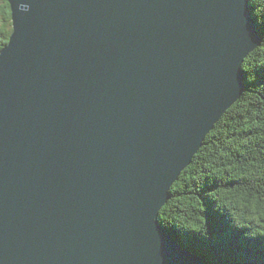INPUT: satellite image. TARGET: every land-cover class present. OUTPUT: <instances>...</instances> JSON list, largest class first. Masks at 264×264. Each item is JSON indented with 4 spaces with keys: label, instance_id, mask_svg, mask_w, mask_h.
<instances>
[{
    "label": "water",
    "instance_id": "95a60500",
    "mask_svg": "<svg viewBox=\"0 0 264 264\" xmlns=\"http://www.w3.org/2000/svg\"><path fill=\"white\" fill-rule=\"evenodd\" d=\"M0 264H205L159 223L245 90L248 0H8Z\"/></svg>",
    "mask_w": 264,
    "mask_h": 264
},
{
    "label": "trees",
    "instance_id": "16d2710c",
    "mask_svg": "<svg viewBox=\"0 0 264 264\" xmlns=\"http://www.w3.org/2000/svg\"><path fill=\"white\" fill-rule=\"evenodd\" d=\"M249 5L263 42L243 63L245 90L159 215L165 230L208 264H264V0ZM10 11L9 1L0 0V51L13 31Z\"/></svg>",
    "mask_w": 264,
    "mask_h": 264
},
{
    "label": "bare ground",
    "instance_id": "6f19581e",
    "mask_svg": "<svg viewBox=\"0 0 264 264\" xmlns=\"http://www.w3.org/2000/svg\"><path fill=\"white\" fill-rule=\"evenodd\" d=\"M10 4V3H9ZM248 4H249V0H248ZM10 9H11V6H10ZM248 9H250L251 10V7H250V5H249V7H248ZM252 11V10H251ZM11 12V14H12V10L10 11ZM253 13V12H252ZM262 14V13H261ZM254 16V15H253ZM254 19H255V17H254ZM12 23H13V21H12ZM13 26V25H12ZM255 27H256V23H255ZM13 32V31H12ZM12 35V34H11ZM8 39V38H7ZM10 42V39H9V41H8V43ZM5 47V46H4ZM2 51V50H1ZM0 51V52H1ZM254 52V51H253ZM255 53V52H254ZM254 57V56H253ZM245 62V61H244ZM242 68H243V65H242ZM244 73V72H243ZM230 110V109H229ZM205 163V162H204ZM248 164V163H247ZM204 166V165H203ZM187 168V167H186ZM201 168H202V166H201ZM182 174V173H181ZM170 194V193H169ZM198 195V194H197ZM207 195V194H206ZM170 198H171V196H170ZM170 200V199H169ZM169 200H168V202H169ZM167 202V203H168ZM166 203V204H167ZM165 204V205H166ZM161 211V210H160ZM159 215H160V212H159ZM205 215V214H204ZM158 220H159V216H158ZM160 223V222H159ZM161 225V224H160ZM162 226V225H161ZM166 226V225H165ZM162 228L165 230V228L162 226ZM165 232L166 233H168L166 230H165ZM170 234V233H169ZM170 237H171V239L174 241V242H176V243H178L179 244V246H182V247H184V248H186L187 250H190V252H192L197 258H199V259H201L205 264H208L207 262H205V260L202 258V256H200V254L198 255V254H196L194 251H192L189 247H187L186 245H184L182 242H180V241H177L176 240V238H174L171 234H170ZM183 241V240H182ZM187 243V242H186ZM196 248V247H195ZM207 261V260H206ZM218 262V261H217ZM221 262V261H220Z\"/></svg>",
    "mask_w": 264,
    "mask_h": 264
},
{
    "label": "rangeland",
    "instance_id": "374dc122",
    "mask_svg": "<svg viewBox=\"0 0 264 264\" xmlns=\"http://www.w3.org/2000/svg\"><path fill=\"white\" fill-rule=\"evenodd\" d=\"M255 23H256V22H255ZM260 47H261V46H260ZM260 47H259V48H260ZM256 50H257V49H256Z\"/></svg>",
    "mask_w": 264,
    "mask_h": 264
},
{
    "label": "snow or ice",
    "instance_id": "6c2138e0",
    "mask_svg": "<svg viewBox=\"0 0 264 264\" xmlns=\"http://www.w3.org/2000/svg\"><path fill=\"white\" fill-rule=\"evenodd\" d=\"M262 236H264V234H262Z\"/></svg>",
    "mask_w": 264,
    "mask_h": 264
}]
</instances>
